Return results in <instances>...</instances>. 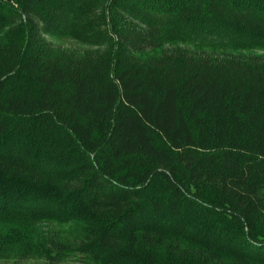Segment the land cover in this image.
Returning a JSON list of instances; mask_svg holds the SVG:
<instances>
[{
	"label": "trees",
	"instance_id": "16d2710c",
	"mask_svg": "<svg viewBox=\"0 0 264 264\" xmlns=\"http://www.w3.org/2000/svg\"><path fill=\"white\" fill-rule=\"evenodd\" d=\"M73 258L264 264V0H0V264Z\"/></svg>",
	"mask_w": 264,
	"mask_h": 264
},
{
	"label": "rangeland",
	"instance_id": "374dc122",
	"mask_svg": "<svg viewBox=\"0 0 264 264\" xmlns=\"http://www.w3.org/2000/svg\"><path fill=\"white\" fill-rule=\"evenodd\" d=\"M53 43L54 45H59L65 48H71L75 50H82L84 48L81 44L69 39H60V40L53 39ZM24 264H40V261L30 260L25 262ZM66 264H85V263L80 258H76V259L73 258L68 260Z\"/></svg>",
	"mask_w": 264,
	"mask_h": 264
}]
</instances>
